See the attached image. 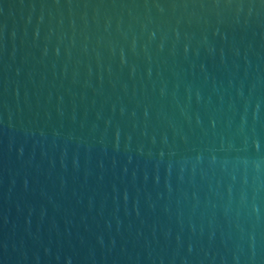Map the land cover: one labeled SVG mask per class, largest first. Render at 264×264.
Segmentation results:
<instances>
[{
    "label": "water",
    "instance_id": "obj_1",
    "mask_svg": "<svg viewBox=\"0 0 264 264\" xmlns=\"http://www.w3.org/2000/svg\"><path fill=\"white\" fill-rule=\"evenodd\" d=\"M0 264H264V0H0Z\"/></svg>",
    "mask_w": 264,
    "mask_h": 264
}]
</instances>
